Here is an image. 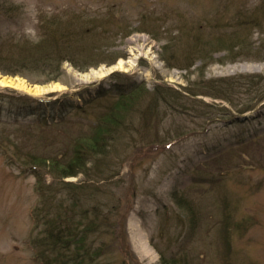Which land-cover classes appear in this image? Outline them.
<instances>
[{
  "label": "rangeland",
  "instance_id": "374dc122",
  "mask_svg": "<svg viewBox=\"0 0 264 264\" xmlns=\"http://www.w3.org/2000/svg\"><path fill=\"white\" fill-rule=\"evenodd\" d=\"M260 3V0H0V59L9 54L17 63L21 62L18 54L21 57L27 54L24 49L43 52L39 49L40 39L54 49L58 45V31L72 18L79 17V21L82 17L87 24L100 14L109 23H115L110 26L112 33L107 35L106 46L100 48L101 52L111 53L100 57L98 61L102 62L94 66L83 69L72 66L69 61L74 60V48L58 55L54 51L45 53L48 59L58 58V65H47L49 61L40 60L43 55L36 56L41 66L29 70L0 62L5 72L0 71V79L48 91L33 96L27 91L0 87V95L7 99L12 92L11 95L20 98L18 104L38 105L36 101L64 96L80 103L98 90L113 86L115 90L138 84L136 87L144 86L150 94L160 84L182 90L200 78L264 75V13L259 11L254 22L237 27L234 24L238 14L252 20L251 12ZM145 14L147 19L142 21ZM41 18L46 21L44 27L51 19L58 20V31L53 25L55 40L49 37L51 30H40ZM124 25L125 36L121 32ZM194 25L203 31L201 45H205V50L192 59L182 52L191 43L193 32L189 28ZM209 25H215L216 29ZM147 28L155 30V35L148 33ZM94 42L95 49H99L98 42ZM110 60L111 65L104 62ZM119 63L123 69L117 68ZM54 66L57 67L52 70ZM100 72L106 73L96 79ZM88 79L90 82H83ZM58 85L63 88L49 91ZM248 94L244 91L243 101L249 98ZM116 99L110 100L117 104ZM10 106L13 107L0 101V264H41L47 249L40 242L45 225L38 218L58 206V178L52 182L48 174H43L46 169L27 161L34 154L54 155L56 146L63 141L60 137L71 139L77 127L71 124L72 113L68 123L29 129L15 119L18 117ZM60 112L58 107V119ZM218 120L204 124L198 119L168 113L159 122L161 126L172 125L174 129L178 124L195 133L181 137L175 136L176 131L168 136L160 132V145L136 148L137 138L112 153L116 165L120 164L113 179L120 184L117 194L125 208L123 228L116 235L105 234L100 238L97 243H103L106 253L92 264H160L158 249L166 252L168 259L182 257L185 264H264V132L246 144L228 148L233 132L264 128V105L240 117V124ZM23 122L27 124L28 119ZM81 128L90 127L82 124ZM39 150L41 153H37ZM36 172L49 185L48 189L38 184ZM80 178L65 181L78 182ZM174 192L192 202L194 221L189 212L176 207L171 197Z\"/></svg>",
  "mask_w": 264,
  "mask_h": 264
},
{
  "label": "trees",
  "instance_id": "16d2710c",
  "mask_svg": "<svg viewBox=\"0 0 264 264\" xmlns=\"http://www.w3.org/2000/svg\"><path fill=\"white\" fill-rule=\"evenodd\" d=\"M260 1L261 3L256 7L255 11L251 12L252 20L249 21L238 14L234 21L236 27L256 21L259 11L264 13V0ZM95 16L87 24L81 20L82 17H80L79 21H77L79 17L72 18L68 22L63 23L64 28L59 31L58 24H56L58 20L53 21L51 19L52 22L50 20L48 25L44 27L43 25L46 24V21L41 18L40 30H51L49 37L54 40L57 37L53 34V25H56L55 31H58V45L52 49L51 44L48 45L40 39L38 40L41 47L39 49L43 52L37 51L35 53V50L23 48L27 51V54L24 57L18 54L21 59L20 63L13 61L15 60L14 57L9 56V54H6L7 58L3 57V59H0V62L6 61L11 66L15 65L19 69L25 68L26 70L34 66H41L38 64L42 59L49 61L47 65L54 63L58 65V58L48 59L45 57L47 56L46 52L54 51L58 55V53L61 54L74 48V50L76 49L73 55L74 60H68L72 66L81 69L84 66H94L98 62H102L98 61L100 57H108L110 55L111 52H101L100 48L106 46L107 38H109L107 35L112 33L110 26L115 24L109 23L108 18L99 17L101 16L100 14ZM98 18L102 21L98 20ZM145 19H147L146 14L144 17L142 16V21ZM125 26L121 29L123 36H125ZM208 27L216 29L215 25H209ZM189 29L193 32L190 33L191 43L182 53L187 55L186 58L190 57L193 59L196 58L194 56L205 50V45H201L203 31L199 29V26L194 25ZM148 31L152 34L156 33L151 28H147ZM185 33L188 34L189 32ZM91 34H93L92 40L89 38ZM94 41L98 42L99 49H95L97 43ZM207 45L209 44L207 43ZM63 47L66 49H63ZM37 55H43L44 57L37 61ZM65 58L69 59L67 56ZM104 62L111 65L113 60ZM84 63L86 64L84 65ZM56 67L54 66L52 70ZM0 71L5 73L1 68ZM11 74L15 73L11 71ZM136 86H129L116 92L104 91L81 104H67L66 100H56L48 103L36 101L35 103L39 106H44L43 109L39 107L38 111H36L38 105L24 102L18 104L17 102L20 101V98L9 96L12 102L9 104L13 106H10V110H13L16 116H23L28 119L27 124L23 122V119L20 120L22 126L29 129L37 127L40 130V128H46L50 125H62L70 122L69 117L73 113L71 124L77 127V131L71 139L69 138L70 136L60 137L63 141L56 146L57 149L54 155L47 153L41 157L34 154V158L31 161H27L28 164L46 169L47 171H44L43 174L50 175L52 179L58 178V206H56V209H52L53 212L46 210L38 218L39 223L43 222V226L45 225L43 229L44 235L42 234L40 242L47 249L44 250L45 253L41 264H92L94 259L100 258L103 252L106 253L103 243L98 244L97 242L105 234L116 235L118 233V221L123 215V210H125L124 207L122 208L117 194L120 184L113 179L119 173L120 164L116 165L117 161L114 162V158L111 157L112 153L119 152L118 149L125 148L130 144V141L137 138V141H134V145L136 144L134 147L136 148L137 145H160L162 142V137L159 136L160 132L168 136L172 135L171 132L176 131L175 136L181 137L195 133L191 128H181L178 124L174 125V129L172 125L169 127L161 126L162 124H159V122L162 120L163 115L170 113L186 116L194 120H201L204 124L213 122L217 118L223 121L233 119V122L238 124L240 122L238 115L254 109L260 101L264 100V75L200 78L198 82L192 83L188 87H183L181 91L169 85L160 84L150 94L146 92L144 86ZM244 91L250 93L248 94L250 96L243 101L242 94ZM195 96H206L219 102H207L195 98ZM3 98L0 95V101H3ZM112 98H117L116 101L118 103L113 104V100H110ZM56 105L60 106L62 110V116L59 120L58 113L50 115L46 111L47 108H55ZM231 111H234L235 114ZM82 124H87L90 128L84 130L81 128ZM182 126L185 127L186 125ZM91 130H94L93 133ZM263 132L264 128L256 130L247 128L246 130L242 129L240 133L233 132L230 135L232 141L229 143L228 148L246 144ZM37 153H41V150ZM14 155L17 158V155ZM111 167H117V170L114 172V168ZM35 174L36 177L40 176L38 172ZM78 176H81L80 179H77L78 182H66L64 180ZM37 182L48 189L49 185H45L44 180L38 177ZM176 194L175 192L171 194L176 207L186 213L189 212L194 221L195 211L192 209L194 205L184 197H178ZM51 202L53 203L54 201L52 200ZM113 229H115V232H112ZM94 235L98 236L94 239L95 242L89 240ZM158 253L160 254V264H167V262L169 264H185L182 257L177 260L176 257L168 259L166 258L168 257L166 252L158 249Z\"/></svg>",
  "mask_w": 264,
  "mask_h": 264
},
{
  "label": "bare ground",
  "instance_id": "6f19581e",
  "mask_svg": "<svg viewBox=\"0 0 264 264\" xmlns=\"http://www.w3.org/2000/svg\"><path fill=\"white\" fill-rule=\"evenodd\" d=\"M130 64H132L131 62H129ZM134 65V64H133ZM130 66V65H129ZM117 68H124L123 64L122 63H119V65L117 66ZM106 72H100L97 74V77H95L96 79L97 78H101L104 76ZM108 73V72H107ZM95 80V79H94ZM83 82H90L89 79L87 81H83ZM0 87H11L13 89H17L19 91H27V92H30L31 94H34L33 96H36V95H45L48 93V91L46 92H41L37 89H31V88H28L27 86L23 85L21 82H17V81H13V80H9V79H0ZM60 88H63L62 86L58 85L57 87L55 88H52L51 90H49L51 93L54 92V91H58V89Z\"/></svg>",
  "mask_w": 264,
  "mask_h": 264
}]
</instances>
